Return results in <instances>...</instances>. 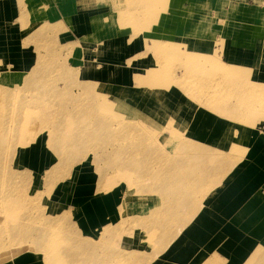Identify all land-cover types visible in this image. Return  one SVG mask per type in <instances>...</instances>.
Segmentation results:
<instances>
[{"label": "rangeland", "instance_id": "rangeland-1", "mask_svg": "<svg viewBox=\"0 0 264 264\" xmlns=\"http://www.w3.org/2000/svg\"><path fill=\"white\" fill-rule=\"evenodd\" d=\"M11 1L21 22L49 10L48 0ZM110 1L118 26L135 29L151 2ZM241 2L264 29V0ZM43 26L0 64V264L27 253L46 264H152L235 174L264 176V50L254 73L224 60V39L214 50L184 41L152 42L146 55L108 50L106 64L107 50H85V39L74 49L61 28ZM195 110L235 126L193 138ZM255 155L261 163L250 169ZM254 184L244 183L237 212L216 209L219 222L195 233L189 263L264 264V185L255 198ZM256 200L259 213L241 229V205Z\"/></svg>", "mask_w": 264, "mask_h": 264}, {"label": "crops", "instance_id": "crops-1", "mask_svg": "<svg viewBox=\"0 0 264 264\" xmlns=\"http://www.w3.org/2000/svg\"><path fill=\"white\" fill-rule=\"evenodd\" d=\"M239 1L151 0L147 5L144 4L145 19L143 24L141 25L140 23L138 25L136 22L137 28L135 29L133 26L124 28L118 26L120 25L119 18L116 17L114 19V14L118 15L119 12L115 13L110 0L97 2L98 4H93L90 0H48L49 10L47 13L44 12L42 17L39 18L33 14H29L24 18L23 22L19 20L20 15L15 2L2 0L0 1V6L6 7L8 13L1 10L0 14V64H3L1 61L4 60L3 54L12 56L17 54L19 50H23L19 48V46H22L20 45L21 42L27 36H32L34 31L39 30L44 24L45 26L43 27L52 28L57 26V28H61L59 31L61 40L74 43V49H79L80 47L77 45H82V41L85 39L88 40V43H84L87 45L84 48L85 50H107L106 64L112 61H110L109 56L114 53L108 50H128L130 56L146 55L145 50H147V45L152 42L182 41L194 46V48L201 45L202 50H214L216 41L218 43V41L224 39L225 44L222 49L224 50V60L231 66L242 68L251 67L253 69L252 66L255 65V69H253L254 73L257 70L256 65L259 63V59L257 58L259 51L264 50V29H261L262 26L259 27L257 18L253 19L251 16L243 14V5ZM127 4L132 6V3ZM252 5L250 3L247 4L246 8H249L247 11L251 13L246 12V14L257 17L256 13H258V10L256 8L251 9ZM228 10L230 13L225 14ZM262 12L264 13V11ZM142 26H147V28L143 30ZM127 30H129V34L126 32ZM115 31H118L120 34L114 35ZM135 31L138 33L135 34ZM2 39H10L6 47L2 44ZM102 42H104L105 48L97 46V44ZM206 45L208 46L205 48ZM30 50H33V48ZM149 52L153 53L152 51ZM26 53L28 55L31 54L28 51ZM167 54V52L164 53V56ZM221 58L223 59L222 56ZM27 61L30 62V59ZM145 62L146 59L143 63ZM142 65L145 66L146 64ZM109 72L111 76H114L111 71ZM260 72L263 74L264 65L260 68ZM253 77H255L254 74ZM112 80L115 82L117 79ZM7 82H9L8 79ZM234 124L224 117L210 114L203 110H195L188 123L190 127L188 130L192 132L191 136L193 138L195 137L207 142V139L203 138V136L207 137L212 135L213 132L217 133L219 138L222 134L227 133L229 128L234 127ZM244 132L248 134L250 131ZM247 140L248 146L253 147L256 144L257 138L254 141L253 138ZM255 149H253V152ZM248 163H250L249 168L252 169L256 168L261 163V160L258 155H255V158L251 157ZM244 177L245 175L235 174L234 179L219 194L217 193L206 205H202L196 216L179 229L182 233L181 240L174 239L171 244L167 245L164 253L158 256L152 264H191L189 263L191 260L189 259L188 261L186 247L192 246V240H194L193 237L196 232L209 229L210 225L215 224L216 221L217 223L219 222V219L214 220L212 217L216 215L214 210L222 209L228 207L226 205H229L234 209L229 213L237 212L242 200L246 199L244 183L247 181L251 184H256H254L253 188H250V191L255 189L251 194H256L255 198H258L259 188L264 185L263 174L257 173L251 175L247 180ZM254 202L255 204L250 205V207L241 205L243 209L238 214L239 218L235 220L241 223V229H246L249 224H253L255 215L259 213H253L254 210L258 211L257 209H253V206L260 205L257 200ZM112 206L110 208L114 207ZM139 210L140 208H138V212H140ZM248 213L249 218H246ZM244 243H246V246L249 245L247 239L243 241V246H245ZM224 247L226 248V245ZM175 248H179V250H175ZM183 252L186 254L184 257L182 256ZM233 263H235V260H229L226 264ZM1 264H46V260L43 256L35 253H27L23 255L17 254V256L5 260Z\"/></svg>", "mask_w": 264, "mask_h": 264}, {"label": "bare ground", "instance_id": "bare-ground-1", "mask_svg": "<svg viewBox=\"0 0 264 264\" xmlns=\"http://www.w3.org/2000/svg\"><path fill=\"white\" fill-rule=\"evenodd\" d=\"M148 132V131H147ZM156 137V136H155Z\"/></svg>", "mask_w": 264, "mask_h": 264}]
</instances>
